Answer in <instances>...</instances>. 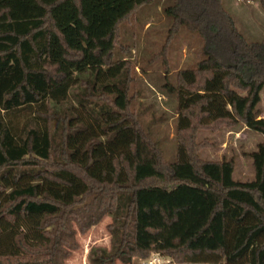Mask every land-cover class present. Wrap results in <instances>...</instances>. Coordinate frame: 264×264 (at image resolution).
<instances>
[{"label": "trees", "instance_id": "trees-1", "mask_svg": "<svg viewBox=\"0 0 264 264\" xmlns=\"http://www.w3.org/2000/svg\"><path fill=\"white\" fill-rule=\"evenodd\" d=\"M156 0H0V264H68L111 216L110 247L90 264L152 253L177 264H264V140L203 160L200 129L244 124L264 136V37L249 40L223 0H171L169 38L201 39L197 65L164 87L178 100L177 159L133 110V65L120 25ZM128 51V50H127ZM23 118V121H22Z\"/></svg>", "mask_w": 264, "mask_h": 264}, {"label": "rangeland", "instance_id": "rangeland-1", "mask_svg": "<svg viewBox=\"0 0 264 264\" xmlns=\"http://www.w3.org/2000/svg\"><path fill=\"white\" fill-rule=\"evenodd\" d=\"M169 2L171 0H156L128 17L120 25L119 42L124 51L117 52L118 58L131 62L136 74L131 91L135 95L133 110L159 143L165 158L174 161L177 159L178 100L167 92L164 84L166 79L174 82L179 70L197 65L201 57V39L186 28H181L173 38H169L172 20L164 11ZM223 3L249 40L264 37V0H223ZM258 114L264 118V88ZM263 140L260 132L244 124H224L217 130L200 129L196 137L197 142L205 143L199 151L203 160H234L233 177L237 181L254 177L252 159L245 154L256 150ZM111 219L110 215H105L86 233L77 232L79 248L67 259L68 264H90L88 254L92 247H110L107 226ZM117 264L122 263L118 261ZM133 264L177 263L167 256L152 253L148 258L135 257Z\"/></svg>", "mask_w": 264, "mask_h": 264}]
</instances>
